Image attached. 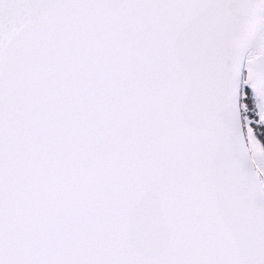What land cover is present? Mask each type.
<instances>
[{"label":"snow or ice","instance_id":"6c2138e0","mask_svg":"<svg viewBox=\"0 0 264 264\" xmlns=\"http://www.w3.org/2000/svg\"><path fill=\"white\" fill-rule=\"evenodd\" d=\"M0 264H264V0H0Z\"/></svg>","mask_w":264,"mask_h":264}]
</instances>
